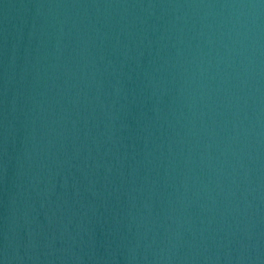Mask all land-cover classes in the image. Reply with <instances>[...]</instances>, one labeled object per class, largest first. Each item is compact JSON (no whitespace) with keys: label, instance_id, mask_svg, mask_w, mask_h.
<instances>
[{"label":"water","instance_id":"water-1","mask_svg":"<svg viewBox=\"0 0 264 264\" xmlns=\"http://www.w3.org/2000/svg\"><path fill=\"white\" fill-rule=\"evenodd\" d=\"M0 264H264V0H0Z\"/></svg>","mask_w":264,"mask_h":264}]
</instances>
